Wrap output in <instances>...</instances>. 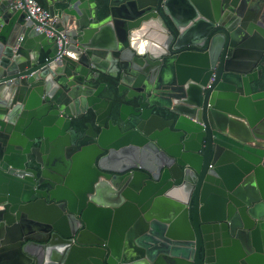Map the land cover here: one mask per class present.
<instances>
[{"label": "water", "instance_id": "95a60500", "mask_svg": "<svg viewBox=\"0 0 264 264\" xmlns=\"http://www.w3.org/2000/svg\"><path fill=\"white\" fill-rule=\"evenodd\" d=\"M44 1L0 0V264H264V0Z\"/></svg>", "mask_w": 264, "mask_h": 264}, {"label": "built area", "instance_id": "2783aa9c", "mask_svg": "<svg viewBox=\"0 0 264 264\" xmlns=\"http://www.w3.org/2000/svg\"><path fill=\"white\" fill-rule=\"evenodd\" d=\"M23 5L19 0L15 2V8H24L29 16H31L41 26H50L54 23V18L50 16L48 11L42 6V0H22ZM38 27L37 30H40ZM47 34L48 31L44 30ZM211 82V80H210Z\"/></svg>", "mask_w": 264, "mask_h": 264}, {"label": "trees", "instance_id": "16d2710c", "mask_svg": "<svg viewBox=\"0 0 264 264\" xmlns=\"http://www.w3.org/2000/svg\"><path fill=\"white\" fill-rule=\"evenodd\" d=\"M41 4H42V2H41ZM98 5H99L100 10L103 12L104 7L106 5V1L105 0H99ZM106 80H107V88H106L107 97L112 98V100H113L112 115L114 117H116L118 107L121 103V100L117 96V81L113 80V79H109V78ZM75 125H76V128H78V129L83 128V122H81V121H76Z\"/></svg>", "mask_w": 264, "mask_h": 264}, {"label": "flooded vegetation", "instance_id": "af4514ba", "mask_svg": "<svg viewBox=\"0 0 264 264\" xmlns=\"http://www.w3.org/2000/svg\"><path fill=\"white\" fill-rule=\"evenodd\" d=\"M105 78L108 79L109 77H102V78L100 79L99 82H104V83L107 84V80H106ZM109 79H113V78H109ZM113 80H116V79H113ZM116 81H117V80H116ZM211 81H212V79H211ZM106 88H107V86H106ZM106 88H105L104 91L102 92L101 96H102V97H105V98H107V99H109V100H111V101H113L112 98H108V97H107ZM112 107H113V106H112ZM157 114L160 115V116H162V117H166V118L169 117L168 114H167L165 111H157ZM90 120H91L90 117L81 120V122H83V128H82V129H78V128H76L75 123H73V128H75L77 132L83 131V130H84V124H85L86 122H89ZM111 120H112L113 122H116V117H114V116L112 115V111H111ZM133 125H134V124H133ZM133 125H130V127H132ZM38 188L41 189V190L45 189V187H38Z\"/></svg>", "mask_w": 264, "mask_h": 264}, {"label": "crops", "instance_id": "0c3cea01", "mask_svg": "<svg viewBox=\"0 0 264 264\" xmlns=\"http://www.w3.org/2000/svg\"><path fill=\"white\" fill-rule=\"evenodd\" d=\"M41 2H42V6H43L44 8H46V2H45L44 0H42Z\"/></svg>", "mask_w": 264, "mask_h": 264}]
</instances>
